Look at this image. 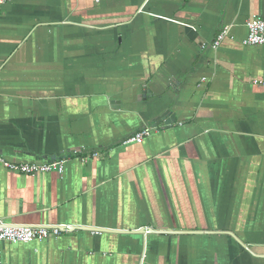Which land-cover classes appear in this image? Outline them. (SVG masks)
I'll use <instances>...</instances> for the list:
<instances>
[{
	"label": "crops",
	"instance_id": "crops-1",
	"mask_svg": "<svg viewBox=\"0 0 264 264\" xmlns=\"http://www.w3.org/2000/svg\"><path fill=\"white\" fill-rule=\"evenodd\" d=\"M254 15L264 0L1 4L0 154L69 160L62 174L0 166V219L122 231L6 242L4 264H264V44L242 43Z\"/></svg>",
	"mask_w": 264,
	"mask_h": 264
},
{
	"label": "built area",
	"instance_id": "built-area-1",
	"mask_svg": "<svg viewBox=\"0 0 264 264\" xmlns=\"http://www.w3.org/2000/svg\"><path fill=\"white\" fill-rule=\"evenodd\" d=\"M8 0H0V5ZM247 35L242 40L245 45H262L264 44V18L254 15L246 21ZM229 31L228 26H224L214 40L210 43L216 48L220 45ZM207 43H203L202 47H206ZM254 83L264 84L262 81L255 80ZM156 126L145 125L128 137L124 143H142L154 131ZM97 154L96 152L92 153ZM69 157L64 155L43 162H18L9 160L0 154V166L7 171L35 175L39 173L55 172L62 174L65 164ZM73 225L68 224H20L11 223L0 219V264H4L2 260V246L6 242L10 243H30L32 241H43L49 237H56L62 232H67Z\"/></svg>",
	"mask_w": 264,
	"mask_h": 264
},
{
	"label": "water",
	"instance_id": "water-1",
	"mask_svg": "<svg viewBox=\"0 0 264 264\" xmlns=\"http://www.w3.org/2000/svg\"><path fill=\"white\" fill-rule=\"evenodd\" d=\"M170 119H167V122ZM86 229V230H97V231H116V232H122L119 230H109V229H104V228H97V227H89V226H72L71 229ZM146 231H150L149 229L145 228V227H141L140 229H135L134 231H126V232H131V233H140L143 234ZM234 236V235H233ZM235 237V236H234ZM236 238V237H235ZM240 242V241H239Z\"/></svg>",
	"mask_w": 264,
	"mask_h": 264
},
{
	"label": "rangeland",
	"instance_id": "rangeland-1",
	"mask_svg": "<svg viewBox=\"0 0 264 264\" xmlns=\"http://www.w3.org/2000/svg\"><path fill=\"white\" fill-rule=\"evenodd\" d=\"M91 157H94V158H96V157H98V155L97 154H95V155H90Z\"/></svg>",
	"mask_w": 264,
	"mask_h": 264
}]
</instances>
